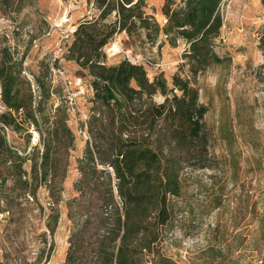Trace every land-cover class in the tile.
<instances>
[{"label":"rangeland","instance_id":"obj_1","mask_svg":"<svg viewBox=\"0 0 264 264\" xmlns=\"http://www.w3.org/2000/svg\"><path fill=\"white\" fill-rule=\"evenodd\" d=\"M162 2L144 0L142 8L161 25L165 23ZM97 14L88 0H0V67L2 51L7 49L12 63L22 62L34 102L40 95L34 77L45 64L67 79L82 77L85 89L77 98L79 112L66 110L73 147L58 156L49 188L35 183L32 169L39 159L33 151L41 152V136L29 122H22L23 112L14 113L23 131L3 129L15 155H0V264H65L70 211L76 223L85 216L91 220L98 216L91 196L80 197L77 184L78 165L90 143L78 133L84 126L82 115L88 120L93 106L90 77L63 56L74 27ZM220 14L223 24L212 47L218 61L208 59L195 79L184 58L188 45L182 40L176 47L164 37L155 45L131 43L125 33H119L103 49L106 65L127 59L143 65L150 80L162 73L168 86L174 74L188 77L208 109L204 117L210 134L207 166L184 170L185 177H195L185 194L190 203L183 208L179 201L174 224L165 228L163 252L176 264H264V56L260 46L264 7L261 0H228L221 4ZM111 20L113 15L107 22ZM47 76L51 92L56 93L45 112L54 115L57 108L66 109L64 91L59 76ZM154 101L161 103L163 97L157 94ZM3 106L0 98V114L6 111ZM108 174L112 179L109 169L101 174L104 181ZM83 204L89 206L86 212L80 209ZM190 209L197 215L191 228L186 221Z\"/></svg>","mask_w":264,"mask_h":264},{"label":"trees","instance_id":"obj_2","mask_svg":"<svg viewBox=\"0 0 264 264\" xmlns=\"http://www.w3.org/2000/svg\"><path fill=\"white\" fill-rule=\"evenodd\" d=\"M162 1L163 25L143 11L144 0H88L97 16L81 20L68 35L71 42L63 56L90 77L93 104L86 121L90 143L78 165V191L80 197L89 193L99 213L94 220L85 216L76 223L70 211L65 264H176L163 252L165 228L174 224L180 212L177 203L181 201L183 208L190 203L185 194L195 177H185L184 170L194 172L207 166L210 134L204 117L208 109L188 77L174 74L168 86L162 73L150 80L143 65L127 59L106 65L103 49L119 33H125L131 43L140 40L155 45L164 37L176 47L182 40L188 45L184 58L195 79L208 59L218 61L212 47L223 24L220 6L228 0ZM261 3L264 7V0ZM111 15L113 20L107 22ZM260 46L264 56V28ZM2 53L0 98L6 111L0 114V155H15L3 129L23 131V123H17L14 115L23 112L22 122H29L41 136V152L33 151L39 159L33 163L35 183L49 188L58 156L73 147L66 109L59 107L54 115L45 112L56 93L50 90L49 64L42 65L34 77L40 93L34 102L30 82L22 75V62L12 63L7 49ZM76 78L82 81L80 76L71 80ZM157 94L163 97L161 103L154 101ZM108 169L112 179L108 174L104 181L101 174ZM79 206L85 212L89 208ZM194 212L190 209L186 220L189 228L197 217Z\"/></svg>","mask_w":264,"mask_h":264},{"label":"built area","instance_id":"obj_3","mask_svg":"<svg viewBox=\"0 0 264 264\" xmlns=\"http://www.w3.org/2000/svg\"><path fill=\"white\" fill-rule=\"evenodd\" d=\"M74 29L70 32L72 33ZM51 73L54 74V77H58L62 80V87L64 91V104L66 106V110L68 113L76 114L79 112L77 98L85 93V89L83 87V83L80 78H76L74 80L67 79L63 72L60 70H54L51 68ZM5 109V107L3 106ZM84 126L78 131L79 134L83 135V137L90 141L89 134L87 132L86 121L87 117L82 115Z\"/></svg>","mask_w":264,"mask_h":264}]
</instances>
